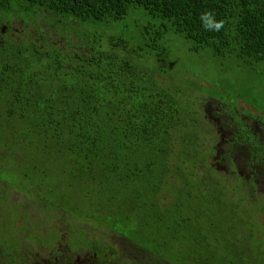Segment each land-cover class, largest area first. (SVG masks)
I'll list each match as a JSON object with an SVG mask.
<instances>
[{"label":"trees","instance_id":"16d2710c","mask_svg":"<svg viewBox=\"0 0 264 264\" xmlns=\"http://www.w3.org/2000/svg\"><path fill=\"white\" fill-rule=\"evenodd\" d=\"M209 10L218 32L202 27ZM180 48L235 83L201 86ZM255 81L264 0H0V194L25 196L21 227H76L89 245L111 232L151 264H264V199L249 201L231 164L216 169L201 109L222 102V127L259 161L261 100L243 93Z\"/></svg>","mask_w":264,"mask_h":264},{"label":"flooded vegetation","instance_id":"af4514ba","mask_svg":"<svg viewBox=\"0 0 264 264\" xmlns=\"http://www.w3.org/2000/svg\"><path fill=\"white\" fill-rule=\"evenodd\" d=\"M206 103L205 105L202 103L201 109L206 113L208 120L214 124L216 133L219 134L214 166L217 170L227 171L231 164L235 173L249 185L250 192L257 193L264 199V150L260 153L262 159L259 161L248 159L245 149L233 144L235 129H232L228 123L225 129L222 127L220 120L223 117L221 110L223 103L217 100H214V106ZM244 108L247 107L244 106ZM239 109L243 110V107L239 106ZM247 110L251 114L252 123L261 124L258 120L260 114L248 108ZM241 120L248 126L251 123L245 121V118ZM232 123L230 119V124ZM256 132L255 139L263 140L264 131L257 128ZM224 156L227 158L223 159ZM20 218L19 215L18 219L10 225L9 233L0 242V264H140L139 255L146 254L131 241L111 232L104 239H99L94 244L84 247L72 245L69 239L64 238L59 231L55 241H44V248L37 247L32 244L30 231L21 227ZM151 263L152 261L148 264Z\"/></svg>","mask_w":264,"mask_h":264},{"label":"rangeland","instance_id":"374dc122","mask_svg":"<svg viewBox=\"0 0 264 264\" xmlns=\"http://www.w3.org/2000/svg\"><path fill=\"white\" fill-rule=\"evenodd\" d=\"M172 54L173 57H180L182 60H185L179 63L178 68L192 72L195 76H197L196 80L202 81L199 82L201 86H205L206 84L219 86L220 84L226 83L228 81H230L231 83H235L233 76L224 75L221 74L220 72L217 73L211 72L213 62L206 63L207 68L209 69V72L211 74L209 76H205L202 74L203 72L199 71V69L196 67L195 64H190V65L187 64V61L191 56L188 55L184 49L180 48L177 51L173 52ZM254 87L256 90L253 91V90L245 89L243 90V93H246L250 97L260 98L261 107L259 108V111H261L264 114V86L260 85L257 81H255ZM226 92L231 93V91H229L227 88H226ZM232 94L233 93H231V96ZM207 97H211V95L208 94ZM207 100H208L207 102L210 103L211 106H214V101L210 100L209 98H207ZM225 102H227V100H225ZM262 120L264 121V117L262 118ZM238 178L242 179V177L238 176V177H234L233 180H236ZM0 183H3L2 180H0ZM24 198H25L24 195L17 193H13L10 197L7 196L4 197V195L2 196V194H0V242L9 233L10 225L18 219L19 217L18 213L20 210H22L23 207L17 205L19 202L23 201ZM256 198H258V194L252 192L249 201L252 203V201H254ZM29 213H32V211L29 210ZM41 214L45 217V210ZM80 218H82V216H79L75 219L78 220ZM50 223H51V227H53L54 230L58 228L57 219H53ZM35 224H36L35 220H30L27 222L26 226L24 227L26 230L30 231V238L32 240L33 245L37 247H43L44 241L53 242L57 239V235H55V237L48 236L47 232H43L44 229L42 227L38 228L36 227ZM13 228L18 229V227L16 226H13ZM60 233L62 234L63 237L66 236V232L64 230L60 231ZM69 241L71 242L72 245H81L84 247H87L89 245V243L85 240L83 234L76 227L72 228ZM139 256H140L139 259L141 260L140 264H148L151 261V258L144 253H142V255Z\"/></svg>","mask_w":264,"mask_h":264},{"label":"clouds","instance_id":"9594fccd","mask_svg":"<svg viewBox=\"0 0 264 264\" xmlns=\"http://www.w3.org/2000/svg\"><path fill=\"white\" fill-rule=\"evenodd\" d=\"M199 19L205 31H220L224 25V20H216L215 13L211 10L202 12Z\"/></svg>","mask_w":264,"mask_h":264},{"label":"bare ground","instance_id":"6f19581e","mask_svg":"<svg viewBox=\"0 0 264 264\" xmlns=\"http://www.w3.org/2000/svg\"><path fill=\"white\" fill-rule=\"evenodd\" d=\"M225 99V98H224ZM223 101H225V100H223ZM200 103H202V102H200ZM204 104V103H203ZM207 104V103H206ZM209 104V103H208ZM205 105V104H204ZM227 106V105H226Z\"/></svg>","mask_w":264,"mask_h":264}]
</instances>
